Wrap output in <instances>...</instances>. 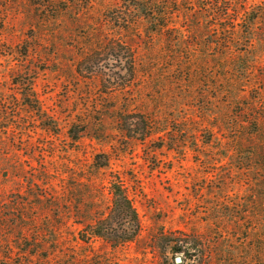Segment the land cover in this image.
Instances as JSON below:
<instances>
[{"label": "rangeland", "instance_id": "rangeland-1", "mask_svg": "<svg viewBox=\"0 0 264 264\" xmlns=\"http://www.w3.org/2000/svg\"><path fill=\"white\" fill-rule=\"evenodd\" d=\"M159 2L156 32L144 0H0V264H264V28L227 49ZM116 179L121 246L89 228Z\"/></svg>", "mask_w": 264, "mask_h": 264}, {"label": "trees", "instance_id": "trees-1", "mask_svg": "<svg viewBox=\"0 0 264 264\" xmlns=\"http://www.w3.org/2000/svg\"><path fill=\"white\" fill-rule=\"evenodd\" d=\"M142 6L146 12L145 17L156 32L169 27L165 21L172 20L174 15L171 13L167 15L162 10L159 0H144ZM263 28L264 0H193L194 38L204 39L209 36L217 40V43L212 44L226 45L227 49L235 45L242 50L243 47H253L259 42L255 34L257 35ZM131 58L134 62V55H131ZM257 62L252 61L255 65ZM254 122L262 123L261 117L256 115ZM110 191L112 198L109 212L89 226L90 236L99 238L112 236L116 239L113 244L121 246L136 238L139 217L119 179L111 183ZM125 226L130 229L129 235L124 230L123 233L120 232ZM123 234L124 238L119 237Z\"/></svg>", "mask_w": 264, "mask_h": 264}, {"label": "water", "instance_id": "water-1", "mask_svg": "<svg viewBox=\"0 0 264 264\" xmlns=\"http://www.w3.org/2000/svg\"><path fill=\"white\" fill-rule=\"evenodd\" d=\"M177 263H180L181 261H182V259L181 258H177Z\"/></svg>", "mask_w": 264, "mask_h": 264}]
</instances>
